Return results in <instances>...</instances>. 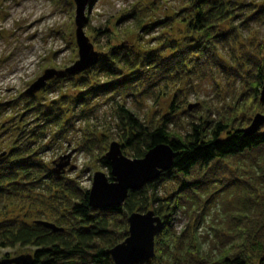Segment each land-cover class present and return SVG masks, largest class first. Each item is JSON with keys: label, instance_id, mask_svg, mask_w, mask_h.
<instances>
[{"label": "rangeland", "instance_id": "1", "mask_svg": "<svg viewBox=\"0 0 264 264\" xmlns=\"http://www.w3.org/2000/svg\"><path fill=\"white\" fill-rule=\"evenodd\" d=\"M190 1L90 0L84 10L82 33L92 52L99 55L114 47L136 54L156 52L160 47L158 43H179L185 37L183 23L171 21L167 24L165 20L175 14L180 16V11ZM229 1L234 18L218 26L223 32L234 29L232 37L220 46L218 53L219 61L228 69L226 74L214 67L208 68L203 76L191 83L160 86L154 90L156 99L137 93L126 96L117 90L79 103L76 101L82 90L78 82L90 81V70L77 75L53 76L38 92L25 94L45 71L64 72L77 62L72 0H0V155H9L15 147L29 145L32 153L36 152L50 171L60 157L69 156L67 166L58 175L88 192L95 173L109 178L100 161L105 159L108 145L118 143L121 133L117 120L119 106L147 125L170 114L171 105L177 107L173 114L177 119L174 126H170L175 132L185 130L190 120L215 121L219 116L226 118L234 114L237 119L249 120L248 125L242 124L239 130L247 128L254 114L264 115V110L253 109L250 100H246L244 84L245 70L264 46V14H258L264 0ZM168 54L164 51L160 56ZM121 70V76L125 77L127 71ZM188 106L193 107L187 110ZM121 153L132 160L127 153ZM256 162L264 168V158H258ZM225 163L223 165L230 173L245 180L250 189L264 191V181L255 166L239 162L234 168ZM218 187H210L207 195H201L192 234L197 252L210 255V259L220 252L219 246L210 247L212 234L215 229L222 228L229 214L240 209L235 200L239 189L230 187L219 191ZM168 189L167 184L158 186L157 196H165ZM55 192L56 189L52 190L51 195ZM241 192L249 190L245 187ZM32 195L37 199L35 205L7 206L0 212V222L13 220L30 225L40 220L58 224L49 197L40 191ZM153 207L147 210L153 212ZM188 219L186 215L176 213L171 230L178 234ZM32 254L30 247L0 249V260L31 257Z\"/></svg>", "mask_w": 264, "mask_h": 264}, {"label": "trees", "instance_id": "2", "mask_svg": "<svg viewBox=\"0 0 264 264\" xmlns=\"http://www.w3.org/2000/svg\"><path fill=\"white\" fill-rule=\"evenodd\" d=\"M230 5L229 0H192L180 11V16L175 14L165 20L167 24L171 21L184 24L185 37L179 43L162 41L158 43V51L144 54L114 47L99 55L88 69L90 81L78 82L82 93L76 102L84 103L117 90L126 96L137 93L156 99L154 90L160 86L191 83L208 68L226 74L228 69L219 61L218 53L234 29L223 32L218 26L234 18ZM258 14H264V5ZM164 51L169 54L161 57ZM122 68L127 71L125 77L121 76ZM244 76L246 100H250L253 109L263 111L264 103L258 101V93L264 84V46L250 61ZM176 111L177 107L171 105L170 114L147 125L123 106L117 108L120 151L131 159H140L154 146L165 145L173 154L167 171L139 189L128 190L119 207L90 209L88 192L54 175L29 145L15 147L9 155L0 157V212L10 205H35L37 199L32 194L40 191L49 197L58 220V224H53L61 229L52 232L42 227L40 220L30 225L2 221L0 249L30 247L31 264H112L105 252L125 239L127 217L147 212L154 205L153 213L161 219L162 228L153 240L154 257L144 264H264V191L250 189L245 180L235 178L223 165L227 162V166L236 168L237 163L244 162L249 167L255 166L264 181V168L256 162L264 158V122L254 133L245 135L239 128L248 125L249 120L237 119L235 114L219 116L215 121L197 118L186 123L182 132H175L170 126L177 119L173 116ZM100 164L109 171L105 159ZM164 184L169 187L167 193L157 196L156 189ZM216 185L219 191L239 189L235 200L240 209L227 216L222 228L215 229L210 247L219 246L220 252L210 259V255L197 252L192 234L201 195H207L210 187ZM245 187L249 192H241ZM55 189L57 192L51 195ZM179 212L189 219L176 234L171 225L173 216Z\"/></svg>", "mask_w": 264, "mask_h": 264}, {"label": "water", "instance_id": "3", "mask_svg": "<svg viewBox=\"0 0 264 264\" xmlns=\"http://www.w3.org/2000/svg\"><path fill=\"white\" fill-rule=\"evenodd\" d=\"M74 4V39L77 47L78 60L64 72L45 71L25 94L31 95L41 90L46 81L53 76L64 74L77 75L94 66L99 54L92 52L90 44L82 33L84 10L90 0H72ZM258 101L264 103V84L260 87ZM193 106H188L190 110ZM264 115L254 114L249 126L243 130L245 135L254 133L263 124ZM4 156V153L0 157ZM69 156L60 157L54 164L52 173L58 175L67 166ZM109 165V180L102 173H95L87 193V205L92 210H104L123 204L128 190L139 189L147 183L156 180L158 175L167 171L173 160L171 150L165 145H157L149 149L140 159H126L122 156L118 143L111 142L104 154ZM72 170V169H70ZM127 236L119 244L106 250L112 264H144L154 257L153 240L162 228V221L152 211L144 214L132 213L127 219ZM39 224L59 232L54 225L45 222ZM0 264H31L30 256H18L12 259H2Z\"/></svg>", "mask_w": 264, "mask_h": 264}, {"label": "bare ground", "instance_id": "4", "mask_svg": "<svg viewBox=\"0 0 264 264\" xmlns=\"http://www.w3.org/2000/svg\"><path fill=\"white\" fill-rule=\"evenodd\" d=\"M25 37V36H24Z\"/></svg>", "mask_w": 264, "mask_h": 264}]
</instances>
